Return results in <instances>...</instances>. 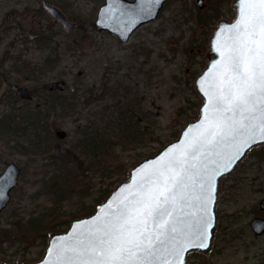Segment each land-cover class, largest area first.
<instances>
[{"label": "rangeland", "instance_id": "1", "mask_svg": "<svg viewBox=\"0 0 264 264\" xmlns=\"http://www.w3.org/2000/svg\"><path fill=\"white\" fill-rule=\"evenodd\" d=\"M42 1L0 0V71L7 75L0 82V115L16 116L28 105L17 95L20 84L33 89L29 104L50 99L41 81L56 83L57 94L74 96L75 105L64 115L58 109L50 115L54 137L49 144L32 146L29 129H0V171L9 161L22 169L0 214V264L40 259L50 232L65 231L74 218L91 214L133 165L178 136L201 102L193 79L205 64L209 34L220 17L234 15L232 0H205L203 8L195 0H171L157 19L122 42L91 26L103 0H46L76 22L73 31L65 30ZM41 33L51 36L46 47L38 43ZM54 46L59 59L48 76L33 82L24 79L25 70L18 74L25 61L42 62ZM12 62L16 69L7 71ZM57 128L66 133L56 136ZM135 129L147 132L119 137L122 130ZM94 136L106 142L97 156L88 147ZM253 150L223 178L214 245L189 253L190 263L264 264V234L255 235L248 225L261 214L264 144Z\"/></svg>", "mask_w": 264, "mask_h": 264}, {"label": "snow or ice", "instance_id": "2", "mask_svg": "<svg viewBox=\"0 0 264 264\" xmlns=\"http://www.w3.org/2000/svg\"><path fill=\"white\" fill-rule=\"evenodd\" d=\"M228 33L197 136L142 170L127 196L109 201L89 229L62 243L63 264H185L189 249L209 247L217 171L204 165L196 172L201 150L226 147L231 165L256 137L264 140V0H239Z\"/></svg>", "mask_w": 264, "mask_h": 264}, {"label": "water", "instance_id": "3", "mask_svg": "<svg viewBox=\"0 0 264 264\" xmlns=\"http://www.w3.org/2000/svg\"><path fill=\"white\" fill-rule=\"evenodd\" d=\"M165 1L166 0H105L98 9L95 26L99 30L106 29L115 33L122 40H128L131 33L140 24L156 18ZM45 6L54 17L63 21L67 28L75 27V23L69 21L59 7L46 3ZM232 6L235 8V16L232 19L220 18L217 21L208 39V46L204 55L205 66L194 79V86L202 98L197 109V116L184 125L176 139L168 141L155 154L146 156L133 165L128 173L129 179L119 182L93 213L74 218L65 231L50 232L47 247L44 249L40 259L32 261L13 260L4 264H63L62 260L57 259V250L62 243L70 241V239L74 238L78 233H83L89 229L93 224L92 218L101 216L110 210L109 201H115L118 198L127 196L130 191V186L137 181L142 170L151 169L167 153L179 152L182 147L197 136L201 124L207 116L204 106L208 103L205 95V91L209 87L208 81L211 79L212 70H214L215 66L222 60L220 48L227 42L229 38L228 29L238 16L239 0H233ZM18 93L22 98L32 97L30 89L26 86H19ZM57 133L63 136L65 131L59 129ZM261 144H264V140L256 137L251 147L241 149L242 155L240 153L236 154L239 158L234 159L231 165H227V159L229 156H232V150L223 146L211 148L207 151L201 150L196 172H201L202 166L204 165H206V171L208 172H212L213 170L217 171V174L212 180L215 199L210 205L215 218L212 228L210 229L212 235L208 240L209 247L206 249L197 248L194 250L203 252L211 250L214 244L218 223L217 205L221 182L226 175L236 170L237 166L250 150ZM19 174L20 168L13 162L8 164L5 170L0 174V211L10 201V191L17 184ZM196 179L198 180L199 177L197 176ZM260 208L264 209V197L260 200ZM250 226L256 234L260 235L264 233V217L255 216L251 218ZM192 250L193 249H189L185 253V264H190L188 261V254Z\"/></svg>", "mask_w": 264, "mask_h": 264}, {"label": "trees", "instance_id": "4", "mask_svg": "<svg viewBox=\"0 0 264 264\" xmlns=\"http://www.w3.org/2000/svg\"><path fill=\"white\" fill-rule=\"evenodd\" d=\"M37 40L41 46L46 47L49 45L51 36L46 33H41L37 37ZM52 55L53 57H51ZM57 59H59L58 46H54L52 50L49 52L48 56H46L42 62H33V61L26 62L25 61L23 69L21 70L16 69L17 62H12L10 69L9 70L6 69V70L11 71L14 68L16 69L18 74L22 73V75H25V71H26L28 75L25 76L24 79H31L33 82L37 80L41 81L43 78L48 76V72L52 70V67L54 66L53 62L55 64V61ZM5 79H7L6 72L0 71V82ZM41 86L43 90L45 91L47 90L45 88L44 81H41ZM37 89L38 87H35L34 91ZM48 97L50 99H47L46 101L39 102L33 105L29 104L31 102H28L27 103L28 105L22 110L21 113H14L16 114V116H12L11 113L1 114L0 115V129L4 127L5 131L12 129V130H20V132L22 133H26L27 129H29V131H31L35 137L33 139L32 146L39 147L43 143L49 144L52 141V138L54 137V134L52 133L51 128H50L51 123L48 125L50 115L56 112L57 109L59 110V113L61 115H64L65 113L70 112L74 108L75 104L73 105V101L71 99V98H74V96H69V95H64V94L59 95L57 94V91L49 92ZM17 118H19V121L17 120ZM146 132H147L146 129L140 132L137 129H135L134 132L131 133L130 131V133L125 134L122 130L121 133H119V137L121 139L127 138V135L129 136V134L139 136L140 133L144 137ZM91 141L88 147H91L94 154H96L97 156V153L100 151L98 150V147L101 148L102 145L105 144L106 142H104L103 140L102 143L100 144L96 136H94ZM262 154H259V156L262 157ZM98 161L102 163L100 160ZM111 166L112 165H109V167ZM102 167H105V165L103 164ZM31 223L33 227H36V228L39 227L38 221H32Z\"/></svg>", "mask_w": 264, "mask_h": 264}, {"label": "flooded vegetation", "instance_id": "5", "mask_svg": "<svg viewBox=\"0 0 264 264\" xmlns=\"http://www.w3.org/2000/svg\"><path fill=\"white\" fill-rule=\"evenodd\" d=\"M197 2H199V0H197ZM203 3H204V0H203ZM259 211L261 212V216H264V210H260V209H259ZM248 225H249V227H250V220H249V222H248Z\"/></svg>", "mask_w": 264, "mask_h": 264}]
</instances>
